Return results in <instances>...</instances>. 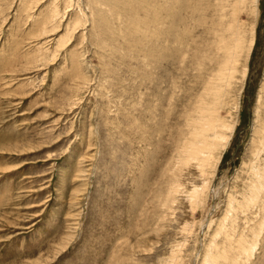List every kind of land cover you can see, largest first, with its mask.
<instances>
[{
    "label": "rangeland",
    "instance_id": "1",
    "mask_svg": "<svg viewBox=\"0 0 264 264\" xmlns=\"http://www.w3.org/2000/svg\"><path fill=\"white\" fill-rule=\"evenodd\" d=\"M0 264H264V0H0Z\"/></svg>",
    "mask_w": 264,
    "mask_h": 264
},
{
    "label": "water",
    "instance_id": "2",
    "mask_svg": "<svg viewBox=\"0 0 264 264\" xmlns=\"http://www.w3.org/2000/svg\"><path fill=\"white\" fill-rule=\"evenodd\" d=\"M252 83H253L252 82V79L248 80V82H247V89H249L251 87Z\"/></svg>",
    "mask_w": 264,
    "mask_h": 264
},
{
    "label": "bare ground",
    "instance_id": "3",
    "mask_svg": "<svg viewBox=\"0 0 264 264\" xmlns=\"http://www.w3.org/2000/svg\"><path fill=\"white\" fill-rule=\"evenodd\" d=\"M143 13H145V12H143ZM210 129H209V126H206V127H204L203 128V131H205V132H207V131H209ZM212 158V157H211ZM78 193V192H77ZM211 194V193H210ZM214 194V193H213ZM79 197V196H78ZM229 202V201H228ZM75 230V229H74Z\"/></svg>",
    "mask_w": 264,
    "mask_h": 264
}]
</instances>
